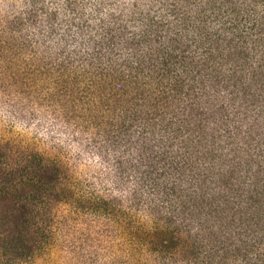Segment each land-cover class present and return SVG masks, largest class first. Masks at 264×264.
<instances>
[{
  "label": "clouds",
  "instance_id": "clouds-1",
  "mask_svg": "<svg viewBox=\"0 0 264 264\" xmlns=\"http://www.w3.org/2000/svg\"><path fill=\"white\" fill-rule=\"evenodd\" d=\"M0 264H264V0H0Z\"/></svg>",
  "mask_w": 264,
  "mask_h": 264
}]
</instances>
